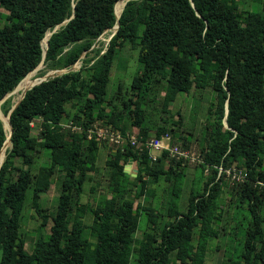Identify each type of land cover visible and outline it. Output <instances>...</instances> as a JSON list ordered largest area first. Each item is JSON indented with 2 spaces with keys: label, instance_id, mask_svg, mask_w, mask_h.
Instances as JSON below:
<instances>
[{
  "label": "trees",
  "instance_id": "16d2710c",
  "mask_svg": "<svg viewBox=\"0 0 264 264\" xmlns=\"http://www.w3.org/2000/svg\"><path fill=\"white\" fill-rule=\"evenodd\" d=\"M114 1L0 0L6 10L0 22V99L35 68L42 49L40 73L80 60L77 68L26 89L9 112L10 144L0 150V264H207L206 242L226 229L216 226L225 209L224 222L231 212L241 216L231 227L232 248L216 240L221 244L214 247L220 250L218 264H264V183L255 182L264 181V0H254L259 10L238 8L236 0H125L118 27L103 49L90 47L103 28L114 24ZM121 1L114 2L115 11ZM64 18L42 46L40 39ZM126 40L137 44L142 63L132 77L134 95L107 97L110 65ZM194 81L208 84L213 96L192 161L200 175L190 176L182 209L177 197L187 165L183 157L161 149L150 160L128 141L107 144L85 133L98 123L121 133L135 128L144 138L167 132L173 144L179 116L169 125H153L150 132L140 94L151 83H161L165 109ZM12 103L4 98L0 111L6 114ZM69 121L80 130L63 125ZM7 133L0 121V147ZM177 136L179 146L189 149L188 139L180 131ZM99 147L107 154L101 165L95 163ZM42 149L47 159L38 162ZM128 158L135 161L134 175L124 172ZM218 166H235L246 175L228 181ZM57 171V202L49 218L40 197L50 191ZM168 180L170 218L159 222L155 188ZM195 182L200 190L193 189ZM24 205L36 217L33 236L21 226Z\"/></svg>",
  "mask_w": 264,
  "mask_h": 264
},
{
  "label": "rangeland",
  "instance_id": "374dc122",
  "mask_svg": "<svg viewBox=\"0 0 264 264\" xmlns=\"http://www.w3.org/2000/svg\"><path fill=\"white\" fill-rule=\"evenodd\" d=\"M239 3L238 8H250L254 6L256 9L259 10L258 6L259 3L254 0H236ZM120 11V10H119ZM5 13L6 10L2 6H0V22L5 21ZM109 30H104L95 40H94V47L102 48L105 46L107 42V37L109 35ZM106 39V40H105ZM84 54V53H83ZM81 53L80 56L83 55ZM89 55L91 52L88 53ZM137 44H131L129 41H124L123 45L120 46L116 53L114 54L113 60L111 62L109 72H108V79L106 83V96L111 97L113 94L117 93L118 99L121 97L126 98L129 94L134 95L135 89L131 87V81L132 77L134 75H137L142 70V63L137 60ZM80 60L75 62V67L79 66ZM40 66L38 69L30 73L29 76L30 83H34L43 76L51 75L52 70H46V69H52V68H46L43 73H40L41 68H43V63H39L36 67ZM35 67V68H36ZM76 67V68H77ZM120 87V90H119ZM18 88V87H16ZM162 87L161 83L155 84L154 82L150 84V87L148 89L142 90V96L141 102L142 106L145 110L146 116L145 120L148 122L150 126V132L153 131V125L155 124H165L169 125L171 120L177 119L179 116V127H175L174 130V138L173 144L176 146L177 149H180V138L177 136L179 131L188 139V148L191 152H193L196 156L198 153L199 145L202 142V136L204 135V122L207 121L209 118L208 112L206 110V106L208 102L211 100L213 93L211 88L208 84L201 82H192L191 86L189 87L188 91H179L175 94L174 98L169 101L165 109L161 108V97H162ZM16 96V93L13 92V89L9 91L6 97H10L11 100L14 102V98ZM116 100V97L114 98ZM176 111L178 112L176 115ZM0 115L4 116L0 111ZM0 121L2 122V118H0ZM66 122V120H64ZM3 126V125H2ZM4 128V126H3ZM4 130L7 131L6 128ZM38 130V126L35 124L31 127V133L36 134ZM8 132V131H7ZM8 146V145H7ZM97 157L95 159V163L101 165L103 162V159L107 156L106 152L102 147L98 148ZM4 155V154H3ZM3 158V157H2ZM47 159L45 150H41L38 157V162H43ZM185 159V158H184ZM186 160V168L183 169V172L185 171L184 175L181 177L180 187L178 190V197H177V205L179 208L185 209V204L187 201V195H188V185L190 183V176L195 175V179L200 175L199 169L192 170V161ZM263 164H264V155H263ZM136 164L134 160H130L127 171H131L133 173L135 170ZM185 167V166H184ZM191 168V169H190ZM61 172L57 171L55 177L51 180V183L49 185L50 191L49 192H43L40 197V204L44 207L46 212L48 213V217L50 218L51 215H53V210L55 208L56 202H57V195H58V189H59V179H60ZM226 179L229 178L226 177ZM163 188L156 189L155 188V196H158V198H155L153 201V205L158 204L157 208L159 210V222H163L165 218H170L167 214V205L166 201L168 200L170 196V192L172 191L171 186V180L168 181H162ZM201 183H194L193 189L194 190H200ZM28 194V193H27ZM222 198L225 199V202L223 203V207H226L225 204L228 199L227 192L224 190L222 193ZM141 199V196L139 198H136L135 200ZM28 195L25 203H27ZM95 200V199H91ZM93 203V202H92ZM231 202V206H232ZM43 209V210H44ZM227 210V209H225ZM222 212L221 217L218 220V224L216 226H221V224L226 226V229L221 230L218 234V237H220V243L222 245H226L232 248L234 243L233 234L234 232L231 230L232 225L238 219H240L241 213L235 214L234 212H231L228 218V221L223 220L224 216H226V213ZM229 211V210H228ZM244 214V212H242ZM26 216V219L23 221V224L21 222V226L23 230L26 232V235L33 236L34 230L36 227V217H34L33 211L31 212V209H26V205H24L22 210V219ZM249 219V214L246 215L244 218V222L246 223ZM83 220L85 223H90L91 218L89 213H85L83 216ZM49 220H47L45 226H44V232H47ZM245 225V224H243ZM221 228V227H220ZM139 233L138 230H134V234ZM238 235H242V229ZM218 237H208L206 242V263L207 264H218L219 256H220V250H215V243L218 244V247H221V244L218 243L219 238ZM29 242H26L25 245H29ZM230 248H225L224 252L226 253ZM173 252V251H172ZM171 252V254H172ZM225 255H223L224 257Z\"/></svg>",
  "mask_w": 264,
  "mask_h": 264
},
{
  "label": "built area",
  "instance_id": "2783aa9c",
  "mask_svg": "<svg viewBox=\"0 0 264 264\" xmlns=\"http://www.w3.org/2000/svg\"><path fill=\"white\" fill-rule=\"evenodd\" d=\"M30 124L32 123L30 122ZM63 125L69 126L73 130H80L79 125L73 124L70 121ZM85 137L94 138L100 142L116 145H122L128 141L129 144L136 146L138 149H144L150 160H154L161 149H167L169 155H173L175 158L181 156L189 161L197 159L196 155L189 149H177L174 144H171L170 135L167 132H163L158 136L144 138L138 134L135 128H129L124 133H121L117 129L111 128L107 125L103 126L98 123H94L91 127L86 128ZM221 169L230 180H242L246 175L245 170H241L235 166H231L229 168H222L221 166H218V171ZM255 182L258 184L264 183V181L261 180H257Z\"/></svg>",
  "mask_w": 264,
  "mask_h": 264
},
{
  "label": "water",
  "instance_id": "95a60500",
  "mask_svg": "<svg viewBox=\"0 0 264 264\" xmlns=\"http://www.w3.org/2000/svg\"><path fill=\"white\" fill-rule=\"evenodd\" d=\"M116 1V0H115ZM114 1V2H115ZM125 1V0H124ZM114 2H113V7H114ZM113 12H114V10H113ZM72 14H70L69 15V17L71 16ZM114 16H115V21H114V24H112L110 27H105V28H103L102 29V31L100 32V34L105 30V29H109V28H112V31H110L109 32V35H108V37H107V40L109 39V37L115 32V30L117 29V27H118V20H117V17H118V15H115V13H114ZM68 17V18H69ZM68 18H64L61 22H59V23H57L56 25H54L53 27H52V29L51 30H48V35H49V33L52 31V30H54L55 28H57V26L60 24V23H64ZM46 32V31H45ZM44 32V33H45ZM99 34V35H100ZM98 35V36H99ZM97 36V37H98ZM43 37V36H42ZM96 37V38H97ZM95 38V39H96ZM42 39V38H41ZM41 39H40V44H41ZM94 45V42L92 43V45L90 46V47H92ZM42 47V46H41ZM45 47H46V43H45ZM80 55H81V53H80ZM79 55V56H80ZM43 56H44V49H42V52H41V58H40V60H39V62L34 66V67H36L40 62H42V59H43ZM76 61H78V60H76ZM76 61H74L72 64H70L69 66H67V67H62V68H52L51 70H52V72H51V75H49V76H54V75H56V74H60V73H62V72H65V71H68V70H71V69H74V68H76L74 65H75V62ZM33 67V68H34ZM32 68V69H33ZM32 69H30V70H32ZM29 70V71H30ZM28 72V71H27ZM26 72V73H27ZM25 73V74H26ZM24 76V75H23ZM22 76V77H23ZM21 77V78H22ZM48 76H43L42 78H40L39 80H37L36 82H34V83H32L31 85H29L27 88H25V89H23L21 92H20V95H19V97L12 103V105L10 106V108L8 109V111H7V113L4 115L5 117H6V124H7V126H8V133H7V136L5 137V139L3 140V142H2V145H1V147H0V150H1V148L3 147V145H4V143L6 142V141H8L9 143H8V145L10 144V141H9V135H10V132H11V126H10V122H9V112L11 111V109L18 103V101L20 100V98L23 96V94H24V92H25V90L26 89H28V88H30L32 85H34V84H36V83H38V82H40L41 80H44V79H46ZM20 78V79H21ZM19 79V80H20ZM18 83V82H17ZM16 83V84H17ZM15 87V86H14ZM13 87V88H14ZM12 88V89H13ZM11 89V90H12ZM10 90V91H11ZM9 92V91H8ZM8 92H6L4 95H3V97L0 99V101L1 100H3L4 98H5V96H6V94L8 93ZM226 109V108H225ZM2 125L4 126V128H5V123L3 122V119H2ZM4 156V155H3ZM3 159V158H2ZM2 159H1V161H2ZM130 159L131 158H128V160L125 162V164H124V166H123V169H124V172L125 173H127V169H128V165H129V162H130ZM1 161H0V163H1ZM132 175H134V172L133 173H131Z\"/></svg>",
  "mask_w": 264,
  "mask_h": 264
},
{
  "label": "bare ground",
  "instance_id": "6f19581e",
  "mask_svg": "<svg viewBox=\"0 0 264 264\" xmlns=\"http://www.w3.org/2000/svg\"><path fill=\"white\" fill-rule=\"evenodd\" d=\"M119 1V0H118ZM121 1V0H120ZM116 4V3H115ZM124 4V0H122L119 4H118V7H117V9H116V11H115V5H114V12H116V14L115 15H119V13H120V11H119V7L120 6H122ZM109 29H112V28H109ZM105 30H107V29H105ZM47 37H48V33L45 35V37L41 40V44H42V46H45V43H46V39H47ZM106 40V39H105ZM40 63H42V62H40ZM40 66H38V67H36V68H34L32 71H30L20 82H22L27 76V78L20 84V82L18 83V84H20V86L18 87V88H13V92L14 93H16V96H15V98H14V101L19 97V95H20V92L23 90V89H25V88H27L29 85H31L32 83H30V79H29V76L31 75L30 73H32L33 71H35L36 69H38ZM0 118H2L3 119V122L5 123V128L7 129V131H8V126H7V124H6V117L4 116H2V115H0ZM8 141H6V144H5V147L8 145ZM4 147V148H5ZM3 154H4V149H3V151L1 152V154H0V161H1V159H2V157H3Z\"/></svg>",
  "mask_w": 264,
  "mask_h": 264
}]
</instances>
